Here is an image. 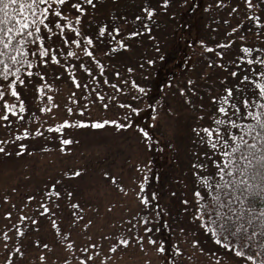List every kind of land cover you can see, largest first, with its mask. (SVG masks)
<instances>
[{
  "label": "rangeland",
  "instance_id": "rangeland-1",
  "mask_svg": "<svg viewBox=\"0 0 264 264\" xmlns=\"http://www.w3.org/2000/svg\"><path fill=\"white\" fill-rule=\"evenodd\" d=\"M141 1L132 0L128 3L123 0H92V3L88 4L86 0H63L62 4L56 5L53 13L50 14L49 17L52 20L54 19L55 11L59 10L62 12L61 17L55 18L61 24V27L57 29L59 30L58 34H61L59 39L61 41L58 40L55 44H52L53 41H51L49 44L51 45V50L54 48L51 54L55 55L59 61L61 58L58 52L59 50L64 52L65 49L58 46H62L63 44V47L66 49L74 51L77 71L69 68L74 74H81L85 70L86 72L91 71L100 76L99 81L102 82L98 83L97 80L96 83L89 82L84 89L88 97L73 95L74 97L69 98L70 103L67 104L66 94L69 91L61 83L62 91L58 94L60 98H54V104L50 106L49 110L48 107L44 109L40 108L42 102L38 101L34 96L31 76L28 77V80H22L23 83L19 82L17 85L16 89L22 98L17 92L16 96L6 94L9 87L4 91L3 98L13 100V104L21 99V104H23L25 110L23 112L19 110L18 116H13L12 119L7 120L8 123H5L2 120L3 117H0V143L3 144L2 141H7L1 147L4 151H0V241L5 242V235L1 236L2 229L7 227L8 224L16 222V218L14 217L15 211H13L14 215L12 217H8L5 214L8 213L6 212L7 209L10 212V208L13 205H17L20 201V204L17 205L18 210L24 211L26 219H33L31 212L33 210L39 211L41 207H49L52 200L51 197L57 196L55 195L57 191L60 192V190L55 188L59 187L63 189L67 184L68 191L70 189L69 193L73 195V199L76 198L81 204L83 203L82 211H77V208H74L70 209L69 214L66 213L70 216L67 221L68 227L73 224L81 226L77 227V225L73 231V239L77 244L74 245L80 249L84 243L90 241L89 243L95 244V247L101 250V254L98 253V256L93 254L91 257V259L99 263L90 259L89 264H168L169 258H173V264H242V261H235V258L224 256L221 251L218 254L217 249H213L214 245L207 244L206 246H200L201 244L192 243V237L194 236L192 230H200V218H194L195 220L191 223L186 218H184L185 220H181L183 218L181 216V218L173 217L174 220L171 219L172 217H168L166 212L172 211L176 213V210L173 208L171 210L170 204L166 199L169 190H167L164 184H161L160 191L162 195H160V203L165 207V214L168 217L166 221L162 222L155 218L153 207L145 205L142 202L144 198H148V194L154 189L152 179L154 174L158 172V168L155 163H152L153 148L151 144L153 141L145 138L144 134L137 129L139 119L133 117L131 120L132 125L127 121L130 127L126 128H116L118 127L117 125L107 124L103 126L105 127L104 129L100 127L97 129L101 130H92L94 127L91 126V123L95 121L111 119L116 120L118 124H121V120L123 123L126 122L122 117L126 114L124 109H115L117 117L110 111L113 107L110 101L112 100L111 92L113 85L105 80L109 79L110 82H115L119 85L123 83L122 77L118 78L116 75L113 77V72L124 73L125 84L127 86L132 84L133 87L126 89V92L131 93L130 96L134 97V99L129 98L131 106L135 102V107L141 111L142 107L149 102L146 99V93L140 96V92L135 89V86L146 88L150 82V78L148 79L146 75L154 71L153 68H148L145 65L144 60L147 56L145 53H154L153 45L151 46V41L155 38L154 34L151 35L152 30L146 29L140 31L139 34L142 41L140 43L132 41L131 48L127 46L128 42L126 40H122L124 37L121 36L114 42V37L109 36V32L113 29V26L116 32L122 27L120 26V21L115 19V17H119L121 11L122 13L131 11L133 3L136 5ZM207 1L210 3V6L219 4L221 7L220 11L216 13H208L212 17L211 20L222 23L229 20L233 26L239 23L238 27H234L230 36V39H232V54L245 48H239V43L248 45L246 41H249L252 44L255 35L248 33L253 29V24H258L259 21H263L262 25H264V0H219L217 3H214L212 0ZM77 3L84 9L83 12L75 7ZM182 3L184 4V1ZM249 4L252 5L251 8H249ZM206 5L207 7L209 6L208 4ZM260 6L263 7L261 13L258 11V7ZM181 7L182 5L178 6L176 3L172 7L174 12L170 17L173 18L176 15L175 19L180 20ZM232 12H236L237 14ZM256 14H259L261 17L256 16ZM65 17L67 18L66 20L64 19ZM77 17H79L78 20ZM163 20L165 21V18ZM111 21H115L114 24H109L104 33L98 35L99 29ZM66 23L70 26L67 28V33L64 31V27L62 28V25L65 26ZM51 24L54 25V23ZM222 28L219 30V36L221 35V31H223ZM46 30L50 32L49 29ZM242 30H246L248 35H241L240 37L239 34ZM47 31L44 29L45 35ZM77 32L79 35H76ZM208 33L210 48L205 53L209 57H212L211 53L216 54V58L224 56L223 51L227 47L224 43L222 44L224 37H217L216 33H210V31ZM158 34H155V36L163 39L162 35L159 36ZM85 36H88L90 39L94 37V39H91V44H88L83 39ZM163 36L166 35L163 34ZM165 38L167 40V37ZM73 40L77 41L76 45L72 43ZM261 40L259 38V40H256L251 45L254 46L256 53L259 54L256 55L258 57H256V62L252 65H258L259 70H264V65L258 64L259 59H264V41L261 42ZM46 41L43 38L42 45H48ZM122 43L124 44L123 49L118 48L117 46ZM115 45L116 48L114 50L111 49V46ZM33 48L37 51L38 45L36 44ZM216 48L220 54L214 51ZM84 50H89L91 55L89 53L86 55L82 54L81 51ZM115 50L119 51L115 52ZM47 52L49 51L47 50ZM47 52L44 57H40L39 59L36 57L33 62L37 75H41L49 81L56 75L59 65L57 64L55 67L54 61L48 58ZM200 53L202 51H187L185 66L187 68L191 67L193 61L200 57ZM160 58L161 56L159 55L158 60ZM145 71H148V73L145 74ZM190 77H192V85H188ZM196 77H198L197 74L193 73L191 76L184 73L171 81V86H169L167 92L163 95L165 99L162 98L163 101L157 105L156 120H154L156 123L152 130V133L156 136H161L163 140H172L174 143L173 138L175 134L179 133L181 135L182 132L187 131L188 125L186 123H190L192 127L194 126V123H196L194 122L195 108L197 107L193 106L192 101L188 98L189 101L186 99V95L190 94L189 92L195 87L194 82L197 81ZM93 78L97 79L96 76ZM35 79L39 81L38 78ZM54 86H57L56 81ZM127 93L126 95H128ZM122 95L125 94L122 93ZM96 98L103 101H97ZM127 98L125 97V99ZM91 99H93L91 105L87 106L86 102H89ZM196 101H204L206 103V98L201 96L196 98ZM115 102H120V99L115 100ZM18 108L20 109V106ZM68 109H71V113H69ZM15 110H17V107ZM120 117L121 119L117 120ZM96 118H99V120ZM65 119L69 121L68 125L63 124ZM77 119H84L87 121V124L77 125L75 124ZM196 125L198 126V123ZM57 128H59V131H57ZM30 129H43L47 133L49 129H53L59 137H56L52 133L43 136V131L37 130L38 135H34L32 142H30L35 146L28 148L26 153L21 152L19 154V152L17 153L19 145L15 138L21 142V139L24 138V132L26 130L30 131ZM10 136L12 138L9 140ZM69 139L68 144L62 143L63 140ZM67 145L69 153L63 150ZM178 151L182 153L181 157L183 159L186 157V165L191 168V164H187V160L190 159L193 153L187 152L186 145L181 146ZM77 168L80 169L77 171L78 174L71 175L69 181L66 178L64 179L63 176L66 171L72 174L73 170L75 172ZM141 172L149 175V181L146 180V189L144 191L138 187V184L134 191L132 190V187L135 186L133 179L135 178L138 183L139 181L142 182L143 175ZM165 175L167 176L164 182L171 184L170 181H165L169 174ZM112 180H114L113 183ZM204 180H206L205 177L202 181ZM197 181L196 177L195 183ZM120 183L123 185L122 191L116 189L120 186ZM51 191L53 193L48 195ZM175 194L181 200H185L186 198V193L179 194L175 192ZM29 196L33 197V199L29 200ZM188 197L191 201L189 211L194 213L199 208V198L196 196L193 198V193H188ZM176 204L178 205L179 202L177 201ZM111 205H115L117 208L114 209L119 208L121 212L113 215L109 213L107 210ZM149 213L152 219L148 216L150 215ZM141 218L143 219L140 222L141 228L136 232L135 225L139 224L137 220ZM32 222L33 220H30L26 224L31 225ZM162 226L167 227L169 232L171 231L168 238L173 250L171 248L172 251L170 250L171 252L169 251V253L167 251L159 253L156 250L158 246L163 247L164 240L162 235L157 234L156 236L154 229L160 231ZM46 230L48 231L47 228ZM41 231H44V228ZM147 231H151V233ZM121 233V236H117V234L120 235ZM136 234L140 235L141 238ZM143 234L147 239L152 235L150 239L155 241V243L143 241ZM118 237L127 240L129 237V240H131V243L121 247L119 252L117 251L120 245L118 247L113 246V249H116L114 251L111 250L112 244ZM37 240V234L32 232L28 236L11 238V240H7L6 243L0 245V253L5 250L8 253L11 246L15 247L13 249L15 255L19 254L23 248L24 251H28ZM216 241L217 239L211 243L222 247V244H218ZM87 245L86 248L88 247ZM177 248L180 250L179 253L176 251ZM59 253L62 254L60 250L53 252L54 256L58 254L55 257L56 259H53L55 264H61V260L64 259ZM22 257L25 258L26 255L23 254ZM12 259V257L9 258V261ZM79 260L77 258L71 264H77ZM64 264H70V261H66Z\"/></svg>",
  "mask_w": 264,
  "mask_h": 264
},
{
  "label": "trees",
  "instance_id": "trees-1",
  "mask_svg": "<svg viewBox=\"0 0 264 264\" xmlns=\"http://www.w3.org/2000/svg\"><path fill=\"white\" fill-rule=\"evenodd\" d=\"M123 1L129 3L132 0H123ZM182 1H184L185 5L182 3ZM212 1L214 3L219 2V0H212ZM176 3L178 6L182 5L180 20L175 19L176 15H174L173 18L170 17L171 15H173L174 12L172 10V7L176 5ZM206 4L209 5L210 3L207 0H168V2L165 4L164 0H142L139 4L135 5L133 3L132 5L133 7L131 8V11L125 13H122L121 11L119 17H115V19H118L120 21L119 22L120 26H122L121 29L116 32L113 26V29H111L109 32V36L114 37L113 39L114 42L121 36L124 37L122 40L123 41L126 40V42H128L127 46L129 48H131L132 41H136L139 43L140 41H142V39H140V34H139L140 31L146 29H149L150 31L152 30L151 35L154 34L155 37L151 41V46L153 45L152 48L154 49V53L153 52H152L153 54L149 52L145 53V55L147 56L144 58L145 65L148 68L154 69L153 73L146 75L148 79L150 78V82L148 83V86L145 88L146 99H148L149 102L147 105H144L142 107L141 111H138V113H134L130 115L128 121L131 124V120L133 119V117L139 119V122L137 124V129L142 134H144V132H148L149 135L145 138L150 139V141H153L151 144L153 148L152 163L156 164L158 168V172L154 174V177L152 179L154 184V189L153 191H151L150 194H148L147 199L149 200V203L147 205L153 207L155 213L154 217L157 218L159 221L161 220L162 222L166 221V219H168L169 216L172 217L171 219L173 220L174 218H178L181 216L183 217L181 220H185L184 218H186L191 223H193V221L195 220L194 218H198V216L196 215V212L192 213L189 211L191 208V201L190 198L188 197V193L189 194L193 193V198H195L194 193L195 191L199 190L202 192L201 194L203 195L210 179H218V177L214 176V173L216 172L215 165L219 163L222 157L218 155L220 146H218L217 149L215 150L213 149V145L217 144L216 128L219 127L214 123V121L217 118L223 119L225 115L219 113L218 108L224 107L226 110V114L229 117H231L233 111L232 105L235 104L239 107V101L241 99L244 98L250 100L259 99L261 103H264V98H260L258 96L252 95L253 89L256 92L259 91L257 85L264 84V70L260 69L259 71H257L256 69L258 68V65H252L254 62H256L255 59L256 57H258L256 55L259 54L256 53V49L254 48V46H251L256 40H259V38L262 39L261 42L264 41L263 38L264 25H262L263 21L261 22L259 21L258 24H253V29L249 33L246 30L245 31L242 30L241 33L239 34L240 37L241 35H248V34L255 35V39L252 42V44L249 41H246L248 45H245L243 43H239L238 45L239 48L245 47L244 49L247 48L249 49V51L246 52L244 51V49H240L239 52L232 54L231 52L232 39H230L231 38L230 36L232 35L231 32L233 31L234 27L236 26L238 27L239 23L233 26V24H231L229 20H226L225 23L211 20L212 17L208 15V13H212V12L216 13L220 11L221 7L219 4H213V6L209 5L208 8ZM262 8H263L262 6L258 7L259 13H261ZM149 10H151L152 12L151 16L148 15ZM232 13L237 14L236 12H232ZM49 16L50 15L45 17V23L48 24V29L50 32H48L45 28H43V26H41V31L39 33L34 32L32 37L27 38L29 40V45L26 48V52H28L27 58L19 65H12V62L7 60V58H5L4 62L9 63L10 65L9 75L7 79H5V77L3 76H0V91L4 93V91L9 87L6 94H12L13 90H15V92H17L19 95L20 93L16 89L17 85L21 80H28V77L31 76V83L34 90V96L35 98H37L38 101L42 102L40 108L44 109L48 107V110L50 109V106L54 104L53 102L54 98H60L58 97V94L62 91V86H60L61 83L69 91L68 94H66L67 104H68L70 103L69 98H72L75 95L88 97L84 89L87 87L89 82L96 83V80L98 81V83L102 82L99 81L100 76L92 73L91 71L86 72L84 70L81 74H74L70 70V69L76 70V66H75L76 58L74 56V51L66 49L65 47H63V44L62 46L57 45L59 48L65 49V51L61 52L59 50L58 52L60 54L61 59H59L58 61L56 58V61H54L55 67L57 64L59 66L57 67L58 70H56V75L52 77V80L50 79L48 81L46 80V78H43L41 75H37V72H35L34 69V62H33L35 61L36 56H33L31 54L32 52H36V50L33 47L37 44L38 47L42 46L50 53H53L54 48L53 50H51V48H49L48 45L51 43V41H53L52 44L57 43L61 37V34H58L59 30H57L59 27H57L56 24L52 25L51 23H49L50 21ZM256 16L261 17L259 14H256ZM137 17H139V19H137ZM163 18H165V21L163 20ZM115 21H111L110 23H107L103 28L106 29L109 26V24L112 23L114 24ZM68 27H70L68 23H66L65 26L62 25V28L66 33L68 31L67 29ZM221 28L223 29V31H221L220 36L224 37L222 40V44L224 43L227 46L224 48L223 51L224 56H221L220 58L218 57L216 58V54L211 53L212 57L211 56L209 57L207 53H205V51L208 48H210L209 47L210 40H209L208 32L210 31V33H216L217 34L216 36L220 37L219 30ZM44 29L45 31H47L46 35L44 33ZM132 33H135V35H132ZM99 34L100 31H98V35ZM155 34L156 35L158 34L159 36L162 35L163 39L157 38ZM163 34L166 36H163ZM37 36H39L40 38L37 39ZM165 37H167V40ZM43 38L47 40L46 44L48 45L46 46L42 45ZM91 39H94V37ZM211 41L213 42L212 39ZM73 44L76 45L77 42ZM65 46L67 45L65 44ZM123 46L124 44L122 43L117 47L123 49ZM135 47L137 46L135 45ZM172 47L173 49H171ZM115 48L116 45L113 47L111 46V49L114 50ZM0 50H2V48H0ZM119 50L117 51L115 50V52H118ZM187 51H195V52L202 51V53L199 54L200 57L195 59L191 67L189 68L185 66V62L187 60ZM214 51L220 54V52L217 51V48ZM68 52L73 53V55L69 56L67 54ZM89 52H90L89 50L81 51V53L85 55L88 54ZM158 53L161 56L159 60H158V56H159ZM11 55H16L17 59H20V54L18 53H11ZM150 60L153 61V63L149 64ZM29 61L31 62L32 65L31 67H28ZM260 61L261 59H259V62ZM249 62H253V63L250 64ZM259 62L258 64H260ZM15 69H19V75H17ZM249 69H251V71H249ZM3 71H4L3 64L0 63V72ZM147 73L148 71H145V74ZM184 73L190 74L191 76L193 73L198 75V77H196L197 81L194 82L195 87L189 92L190 94L186 95V99L188 98L190 101H192V105L197 107L195 108L196 111H195V121H194L196 123H194L193 127L190 123L189 124L186 123V125H188L187 131L182 132L181 135L179 133L175 134L173 138L175 142L173 143L172 140H163L161 136L159 135L156 136L154 133H152V130L154 124L156 123L154 120H156L155 114L157 111L158 103L163 101L162 98L165 99V96L163 95L165 92H167L169 86H171V81L178 78L180 75ZM232 73H235V76L232 75ZM113 74H114L113 77L115 75L118 78L122 77V81H123L122 85L116 84L115 82H110L107 75L105 74V76L108 79L105 81L111 83L113 85V90H114V91L112 90L111 92L112 100L110 101L113 104L112 105L113 107L110 109V111L113 114H115V117H117L115 109L117 110L124 109V112L126 114L128 113L129 109L127 107H121V105H125V106L129 105L131 101L129 100V98L134 99V97L130 96L131 93L126 92L127 88L130 89L133 86L132 84L128 86L125 84L126 82H124L125 80L124 73L113 72ZM94 76H96L97 79H94L93 78ZM245 77H248V79H245ZM35 78H38L39 81H37ZM55 81L57 82V86H54ZM192 83H193L192 77H190L188 80V85H192ZM6 85L8 86L5 87ZM229 87L232 88L231 95H229L227 91ZM135 89L139 91L138 86H135ZM237 89H239V92H237ZM122 93H124L125 95H122ZM126 93L128 95H126ZM145 93H140L139 95L143 96ZM201 96L206 98V103L204 101L202 102L196 101V98ZM20 97L22 98L21 95ZM125 97L128 98L125 99ZM214 97L215 99H213ZM93 99H91L89 102H86L87 106L91 105ZM118 99H120V102H115V100ZM20 100H18L13 104L12 102L13 100H9L7 98H3V96L2 97L0 96V117L1 118L7 117V119L2 118V120L5 123H8L7 120L12 119L13 116L16 115L18 116L19 114L18 111L20 110L18 106H21ZM96 100L103 101L98 98H96ZM46 102L48 103V105ZM5 104H7L9 108H11V111H9L8 108L5 107ZM135 106L136 105L134 102L132 107ZM16 107L17 110L14 111ZM249 111H254V112L264 111V109H260L258 106H254L253 108L249 109ZM96 119L99 120V118ZM119 119H121V117L118 118L117 120ZM122 123L123 122L121 120V124ZM197 123L198 126L196 125ZM244 123L255 124V121L245 118ZM104 128L105 127H101V129ZM205 128H208L210 131H212L213 135L209 136L208 133L204 131ZM101 129L94 128L92 130H101ZM37 130L43 131L42 134L43 136L48 135V133H52L56 137H59V135L53 129H49L48 133L43 129H36V130L30 129V131L26 130L25 132H28V136L23 135L24 138L21 139V142L19 141V139L15 138V140L18 142L19 145L17 148V153L18 152L19 154L21 152L26 153L28 148L35 146L30 142H32L34 135H38ZM236 131L237 129L229 127L230 133L235 134ZM257 131H259V129H257ZM11 138L12 136H10L9 140ZM226 138L230 139V136ZM245 138L249 140V143L252 142L249 137H245ZM68 141H70V139ZM6 142L2 141L3 144ZM59 142H60V138H59ZM262 143H264V141H260L258 143V146L259 144ZM3 144L0 143V149L3 146ZM20 144H24L23 151H21L20 149ZM183 145H186L187 152L189 151L193 153V155L190 156V159L187 160V164L190 163L191 168H189V166L186 165V157L185 159H183L181 157L182 153H179L178 151L179 148ZM63 150L69 153L68 145L66 148H63ZM105 158H107V156H105ZM79 170L80 169L77 168L75 169V172L73 170V173H77V171ZM73 173L71 174V172L68 173V171H66L64 173V176L63 175L62 176L64 177V179L66 178V180L69 181ZM141 174L143 175L142 182L139 181L138 183L135 178L133 179L135 181L134 183L135 186L132 187V190L134 191L136 189L135 187L137 184L139 188H141L140 187L141 184L144 185V187L142 188L143 191L146 189V180L149 181V177H148L149 175L144 172H141ZM165 174H169L167 180L165 181H170L171 184H169L168 182H164V179L167 176ZM196 177L198 181L195 183ZM202 177L203 178L205 177L206 180L202 181L203 180ZM113 182L114 180H112V183ZM161 184H164L167 190H169L166 199L170 204L171 210L172 208L176 210V213L172 211L166 212L168 217H166L165 214V207H163L162 206L163 204L160 203V195H162L160 191ZM190 187L192 188L190 189ZM55 189L60 190V192L58 196L51 197L52 200L50 201L49 207H47L48 211L44 212L43 207H41L39 211L33 210L31 212L33 219H26L24 211L18 210L17 205L20 204V201L18 202L17 205L12 204L13 207L10 208V212L8 209L6 210V212L10 213L8 217H12L14 215L13 211H15L14 217L16 218V222H12L8 224L7 227L2 229L1 236L3 234L5 235L4 243H6L7 240H11V238H17L24 235L28 236L30 232L37 234L38 240L36 241V243L31 245L28 251H24L23 248L21 252L16 255L13 252V249L15 248L14 246H11V248H9L8 253L6 252V250L2 251L0 253V264H55L53 262V259H56L55 257L58 255V254L55 256L53 255V252H55V250H60V252H62V254L59 253L64 258L61 260V264H64L66 261H70L71 264V262L76 260L77 258L80 259L78 261L79 263L81 262V259L86 256L92 257L93 254H95L96 256L101 254L100 253L101 250L97 249V247H91L93 243H89L90 241L87 242L85 241L86 243H84L80 249L75 246L77 244L76 241L73 239V231L76 229L77 225H78L77 227H81V226L79 224L76 225L73 224L70 227H68L67 221L70 218L68 214L70 212V209H74V208H77V211H82L83 203L81 204L79 200L76 198L73 199V195H69L70 189L68 191L67 184L63 188L64 190L60 189L59 187ZM116 189L118 190L120 189L122 191L123 189L122 183H120V186L117 187ZM175 192H178L179 194L186 193L185 200H181L180 198H178ZM51 193H53V191L48 193V195ZM177 201L179 202L178 205L176 204ZM203 202L204 201L199 199L198 201L199 207ZM114 208L117 207L115 205H111L107 211H109V213H111L112 215L117 212H121L119 208L118 209H114ZM148 216H150V218L152 219L151 214ZM30 220H33L32 224L27 225L26 223H28ZM142 220H143L142 218L140 220H137V223L139 224L135 225L136 232L141 228L140 222ZM54 223H55V227H53ZM199 224H200L199 226L200 230H195V229L192 230L194 233V236L192 237L193 244H197V245L201 244L200 246H206L207 244L214 245L213 249L214 248L217 249L218 254H220L221 251L224 256L235 258V261H242V264H253L252 261H247L246 258L242 259L241 257L236 256L235 251L232 248H225L223 246L219 247V245H215L214 243H211L214 242L216 239H218L219 236L212 235V230L206 227L205 221H202L200 219ZM163 226L160 231L159 230L157 231L156 229H154V231L156 233V236L157 234L162 235L164 240L163 248H165V251L169 253V251L172 248L170 246V241L168 238L170 236L169 234L171 233V231L169 232L167 227H163ZM43 228L44 231H41ZM46 228L48 229V231L46 230ZM147 232L151 233V231H147ZM121 235L122 233L120 235L117 234V236H121ZM137 236L141 238L140 235ZM151 237L147 239L143 234L142 239L144 238L143 241L144 240L149 241ZM120 238L121 237H118L115 240V242L112 244L111 250L114 251L116 248L115 249L113 248L118 247L120 245L117 251L119 252L121 247L126 246L120 243V240H122V238L121 239ZM4 243L0 241V245ZM128 243H131L129 237H128ZM86 244H88L87 248H89V251L87 253L84 252V249L86 248ZM136 244L138 245V243ZM261 244H264V241H260L259 238H257V247L251 249V254L256 255L257 253L264 251V247L260 246ZM236 250L237 251L240 250L238 246ZM245 251L248 250L245 249ZM90 252H92L91 255ZM23 254L26 255L25 258L22 257ZM11 257L13 259L9 261V258ZM41 257H43V259H41ZM262 259H264V256L256 255L257 261ZM91 260H93L96 263H99L94 259ZM173 263H174L173 258L171 259L169 258L168 264H173Z\"/></svg>",
  "mask_w": 264,
  "mask_h": 264
},
{
  "label": "snow or ice",
  "instance_id": "snow-or-ice-1",
  "mask_svg": "<svg viewBox=\"0 0 264 264\" xmlns=\"http://www.w3.org/2000/svg\"><path fill=\"white\" fill-rule=\"evenodd\" d=\"M63 0H0V63L3 64L4 71L0 72V76L7 79L9 75V63H5L4 60L12 62V65L21 64L28 55L26 48L29 45L27 38L32 37L34 32L39 33L41 26L48 29V24L45 23V17L52 14L56 5L62 4ZM88 4L92 3V0H86ZM168 0H164L166 4ZM252 7L251 4L248 5ZM81 12L84 11L80 4L75 5ZM62 12L57 10L54 12V19L49 23L56 24L57 27H61V24L55 19L61 17ZM148 15L151 16V10L148 11ZM67 19L66 17L64 18ZM79 17H77V20ZM139 19V17H137ZM31 29V30H30ZM100 33L103 34L105 29L100 28ZM76 35H79L77 32ZM135 35V33H132ZM40 37L37 36V39ZM84 40L88 44L92 43V40L85 36ZM77 41L73 40L72 43ZM51 48V45H49ZM249 51V49H244ZM47 50L40 46L36 52H32L33 56L37 59L44 57ZM11 53L20 54V59H17L16 55ZM48 58L51 61H56V56L47 52ZM69 56L73 53L68 52ZM89 55L91 53L89 52ZM43 62V61H42ZM153 61H149V64ZM250 64L253 62H249ZM264 65V59L259 62ZM31 62H28V67H31ZM259 71V68L256 69ZM17 75H19V69H15ZM251 71V69H249ZM31 75V74H29ZM235 76V73H232ZM248 79V77H245ZM23 83V81H20ZM6 85L5 87H7ZM259 91L252 90L253 96L264 98V84L257 85ZM140 93H145V88L139 87ZM229 95L232 93V88L227 89ZM239 92V89H237ZM13 95H17L13 90ZM4 93L0 91V96ZM215 99V97L213 98ZM254 106H258L260 109H264V103H261L259 99L250 100L247 98L239 101V107L232 105L233 111L231 117L226 114L224 107H219L218 112L225 114L223 119L217 118L214 123L219 127L216 128V140L217 144L213 145V149L219 147L218 155L222 157L219 163L215 165L216 172L215 177L218 179H210L204 194L201 191H195L194 195L200 200L204 201L199 208L196 209V215L206 222V227L212 230L213 236H219L217 239L218 244H222L225 248H232L235 251L236 256L242 259L246 258L247 261H252L253 264H264V259L257 261L256 255L264 256V251L251 254V249L257 247V238L260 241H264V143L259 144L260 141H264V111H249ZM5 107L11 111V108L7 104ZM106 107V105H105ZM121 107H127L128 113L123 116L125 123L118 124L116 120L105 119L102 121H95L91 123L94 128H100L107 124H114L118 127H129V116L137 113L138 108L129 105H121ZM242 109V110H241ZM24 106L21 104L20 111L23 112ZM43 111V109H41ZM71 113V109H68ZM7 119V117H3ZM245 118L255 121L253 123H244ZM238 121V123H237ZM64 125H68L69 121L65 119ZM77 125H85L87 121L84 119H77L75 121ZM229 127L237 129L235 134L229 132ZM259 129V131H257ZM59 131V128H57ZM143 131V130H142ZM209 136L213 133L208 128L204 129ZM28 136V132L24 133ZM148 132H144V136L147 137ZM230 136V139L226 137ZM245 137L251 139V143ZM63 144H68V140H63ZM20 149L23 151L24 144H20ZM3 151V149H0ZM78 173H73V175ZM144 187L143 184L140 185ZM55 195H59L57 191ZM70 195V193H69ZM7 199V197H5ZM29 200L33 197L29 196ZM145 205L149 203L147 198L142 201ZM44 212L48 211L47 207L43 208ZM10 213H6L9 215ZM55 227V223L53 224ZM147 230V229H146ZM7 239V237H6ZM150 243L155 241L149 240ZM120 243L123 245L128 244V240L122 239ZM237 246L240 250H236ZM264 247V244L260 245ZM95 247V244L91 245ZM247 249L248 251H245ZM157 252H165V248L157 247ZM89 248H85L84 252L87 253ZM177 253L180 250L177 248ZM43 259V257H41ZM91 257H84L81 259L80 264H88Z\"/></svg>",
  "mask_w": 264,
  "mask_h": 264
}]
</instances>
